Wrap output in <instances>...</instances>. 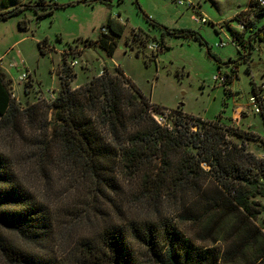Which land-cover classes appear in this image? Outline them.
I'll use <instances>...</instances> for the list:
<instances>
[{"label":"trees","instance_id":"trees-1","mask_svg":"<svg viewBox=\"0 0 264 264\" xmlns=\"http://www.w3.org/2000/svg\"><path fill=\"white\" fill-rule=\"evenodd\" d=\"M253 2L232 21L244 22L246 31L263 39L264 24L257 27V20L264 15V7ZM59 8L63 6L48 0L25 3L0 12V22L30 11L42 20ZM248 11L254 12L253 17ZM25 23L19 21L20 31L28 29ZM102 28L110 35L101 33L94 42L111 58L124 25L109 17ZM163 30L162 37H193L203 43L195 32ZM250 53L251 49L246 57L240 54L241 61ZM239 64L230 61L226 66L238 69ZM72 79L63 63L55 99L22 109L9 91L10 81L0 73V125L19 140L32 135L29 156L38 159L37 170L47 184L58 165L76 171L77 186L91 188L92 208L98 215L107 214L101 209L105 204L118 219H124L115 199H123L125 186L135 185L129 202L143 211L141 218L126 224L109 222L102 233L82 239L80 249L89 264H264L260 203L264 161L245 148L246 141L260 147V138L173 110V128H162L149 113L150 107H161L150 103L120 70L116 74L104 70L74 90ZM255 89L253 83L252 92ZM51 111L53 126L47 118ZM19 173V166L0 149V263L65 264L48 250L57 222L51 204L29 188ZM193 205L200 209H189ZM172 206H177L183 223L202 230L200 238L212 243L209 246L220 241L214 232L225 234L223 251L193 245L166 214Z\"/></svg>","mask_w":264,"mask_h":264},{"label":"rangeland","instance_id":"rangeland-1","mask_svg":"<svg viewBox=\"0 0 264 264\" xmlns=\"http://www.w3.org/2000/svg\"><path fill=\"white\" fill-rule=\"evenodd\" d=\"M38 1L0 0V12ZM48 1L63 8L42 20H37L30 11L0 22V73L10 81L9 91L20 108L41 100L53 101L52 94L56 97L60 91L64 63L71 71L72 90L87 85L104 70L110 74L120 70L150 103L158 107L180 111L203 121H219L238 131L252 132L257 138L264 136V118L254 114L249 102L252 84L264 83V43L257 44L246 61H241L239 51L231 44L216 47L221 41L228 42L233 34L231 30L237 31L233 16L252 0H186L195 7L178 4L184 0ZM109 17L124 25L111 58L94 42ZM200 17L208 23H197L196 19ZM19 21H25L28 29L20 31ZM259 23H264V15L257 20ZM163 28L195 32L203 43L193 37H162ZM149 45H157L159 49L150 51ZM230 61L240 63L237 77L227 86L215 84L213 77L220 71L229 72L226 65ZM23 74L26 79L20 80ZM47 118L53 126L52 111ZM1 126L0 149L19 166L23 182L53 208L57 222L48 250L61 256L65 264H89L80 243L94 232L102 233L109 222L126 224L141 218L143 211L135 209L134 203L129 202L135 185L125 186L123 199H115L123 210L124 219H118L105 204H101V209L107 214L98 215L92 208L91 188L77 186L79 175L76 171L58 165L51 170L53 179L47 184L37 170L38 159L29 156L32 135L19 140ZM232 140L240 143L236 138ZM245 148L259 158L255 154L256 149L261 148L258 143L246 141ZM127 204H130L129 208ZM199 207L193 205L189 209L198 210ZM166 214L197 248L223 251L225 234L214 232L213 236L220 241L209 246L212 243L200 238L203 235L201 229L178 218L177 206L168 207ZM257 224L261 226V221ZM74 247H77L76 251ZM146 261L149 262L147 257Z\"/></svg>","mask_w":264,"mask_h":264},{"label":"built area","instance_id":"built-area-1","mask_svg":"<svg viewBox=\"0 0 264 264\" xmlns=\"http://www.w3.org/2000/svg\"><path fill=\"white\" fill-rule=\"evenodd\" d=\"M256 5L259 7H264V0H254ZM179 5L187 4L189 6H193L192 3L189 1H179ZM253 10V9H250ZM250 15L253 17L254 12L253 11H248ZM197 23L201 24H207L208 21L204 17H200L196 19ZM236 30H233V34H231V38H229L228 42L221 41L220 44H217V48H223L227 46L228 44H231L236 47V49L239 51V53L246 57L247 54L250 52V49L252 50L257 44L260 45L264 43V37L263 39H259L256 37L253 33H250L247 37L244 35L246 31V25L244 22H237V27ZM237 35H236V33ZM102 34H107L106 29H101ZM148 49L150 51H157L159 47L156 45H149ZM229 72H218V75L213 77V82L218 85H224L226 83H232V81L237 77V69H235L234 65H229ZM233 71H236L233 74ZM26 75L23 74L20 77V80H25ZM55 99V96L52 94V100ZM250 106L253 109V112L255 115H260L264 118V83L260 85H256V89L254 92H252V96L249 98ZM149 113L151 117L154 119V121L161 126L162 128L171 130L173 128V121L175 118V113L172 110H168L166 108H161V109H155L154 107H150ZM262 145L261 148L256 149V155H258L259 159L264 161V136L260 138ZM262 182H264V174L262 177ZM260 203L263 207V212L262 215L264 217V198L260 199ZM264 232V229L262 230Z\"/></svg>","mask_w":264,"mask_h":264},{"label":"crops","instance_id":"crops-1","mask_svg":"<svg viewBox=\"0 0 264 264\" xmlns=\"http://www.w3.org/2000/svg\"><path fill=\"white\" fill-rule=\"evenodd\" d=\"M249 5H250V1H249V3H248V5L246 6V8H244L243 10H240V11H237L236 13H235V15L233 16V18L237 15V14H239V13H241V12H245L248 8H249ZM114 19V18H113ZM115 20V23H120L118 20H116V19H114ZM121 24V23H120ZM264 23H259V25L257 26V27H261L262 25H263ZM123 25V24H122ZM233 31V30H232ZM236 33V32H235ZM250 33H248V31L244 34V35H246V37L249 35Z\"/></svg>","mask_w":264,"mask_h":264}]
</instances>
